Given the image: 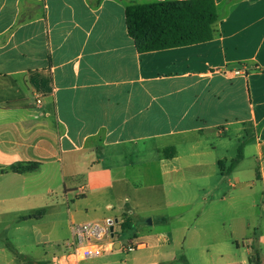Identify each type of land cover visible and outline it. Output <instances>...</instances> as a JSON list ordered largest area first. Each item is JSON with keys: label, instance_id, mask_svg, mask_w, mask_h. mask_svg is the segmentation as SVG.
I'll return each instance as SVG.
<instances>
[{"label": "crops", "instance_id": "0c3cea01", "mask_svg": "<svg viewBox=\"0 0 264 264\" xmlns=\"http://www.w3.org/2000/svg\"><path fill=\"white\" fill-rule=\"evenodd\" d=\"M181 1L0 0L5 232L66 199L70 226H126L128 264H264V0H212L211 40L139 50L127 8Z\"/></svg>", "mask_w": 264, "mask_h": 264}, {"label": "trees", "instance_id": "16d2710c", "mask_svg": "<svg viewBox=\"0 0 264 264\" xmlns=\"http://www.w3.org/2000/svg\"><path fill=\"white\" fill-rule=\"evenodd\" d=\"M217 19L212 0L163 2L131 6L126 10L128 34L143 51L160 50L206 42L213 38ZM38 164H15L14 173L34 172ZM36 215L28 217H36ZM126 227L123 224V228Z\"/></svg>", "mask_w": 264, "mask_h": 264}, {"label": "rangeland", "instance_id": "374dc122", "mask_svg": "<svg viewBox=\"0 0 264 264\" xmlns=\"http://www.w3.org/2000/svg\"><path fill=\"white\" fill-rule=\"evenodd\" d=\"M53 198H56V196H53ZM57 198L60 199L59 196ZM67 208H71V202L67 203L64 199L62 208L57 207V210H53L52 214L57 212V215H46L40 223L42 225L39 226L41 234H35L30 228L32 225H39L37 220L40 216H36L32 218V221L23 224L27 226V230L24 232H14V229H12L14 223L10 228L12 230L9 229L5 232L2 228L9 224L0 223V264H33V260L39 258L43 252L50 251V249H56L53 254L56 262L51 264H58V257L65 251V243L70 241L71 238L70 231H68L70 225ZM75 223H80V221L76 220ZM122 231V227H119L118 224L115 225L116 234L111 240L120 239ZM35 241L40 242V244H36ZM131 254L126 252L115 253L113 251V254L108 252L105 257L87 259L80 264H128V261L125 260Z\"/></svg>", "mask_w": 264, "mask_h": 264}, {"label": "built area", "instance_id": "2783aa9c", "mask_svg": "<svg viewBox=\"0 0 264 264\" xmlns=\"http://www.w3.org/2000/svg\"><path fill=\"white\" fill-rule=\"evenodd\" d=\"M117 224L121 227V223L113 219L71 224V238L65 243V253L58 264H80L84 260L99 258L110 252ZM126 247L128 251H133L137 246L127 244Z\"/></svg>", "mask_w": 264, "mask_h": 264}]
</instances>
